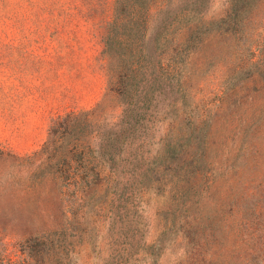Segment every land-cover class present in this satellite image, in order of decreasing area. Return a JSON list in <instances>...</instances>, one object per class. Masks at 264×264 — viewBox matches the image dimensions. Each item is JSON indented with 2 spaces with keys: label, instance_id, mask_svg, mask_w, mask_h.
<instances>
[{
  "label": "rangeland",
  "instance_id": "rangeland-1",
  "mask_svg": "<svg viewBox=\"0 0 264 264\" xmlns=\"http://www.w3.org/2000/svg\"><path fill=\"white\" fill-rule=\"evenodd\" d=\"M161 1L137 75L162 77L156 99L105 51L127 0H0V264H243L231 197L264 122V0H185L151 46ZM71 112L79 129L53 126Z\"/></svg>",
  "mask_w": 264,
  "mask_h": 264
},
{
  "label": "trees",
  "instance_id": "trees-1",
  "mask_svg": "<svg viewBox=\"0 0 264 264\" xmlns=\"http://www.w3.org/2000/svg\"><path fill=\"white\" fill-rule=\"evenodd\" d=\"M191 5V9L194 11L201 8V4L196 1ZM187 6L189 5L185 0H162L157 5L158 15L163 16L161 20L158 19V16L155 22L151 18V46L156 40L153 36L156 24L161 21L159 25L161 27L163 22L169 26L176 22L182 23V14ZM120 7L121 5H115L113 17L109 23L108 34L105 37L106 54L110 60L119 62L123 59L129 64L131 73L128 75L126 93L135 94V88L139 87L142 92L146 90L145 94H148L151 88V97L157 99L165 88L163 79L158 73L151 69V79L144 78L140 85L137 80L139 73H142L144 77L149 73L148 69L144 67L148 57L147 48L150 45V41L146 39L150 30V25L147 23L150 11L149 0H127L123 8ZM152 7L151 2V9ZM232 10L233 8H231ZM222 21H226V19L223 18ZM123 35L125 39L122 38ZM111 72L113 85L110 89L115 94H120L119 88H117L118 72L116 70ZM78 119L79 116L71 112L66 116L56 118L53 126L64 127L69 133H73L80 128L77 124ZM91 124L93 123H89V125ZM117 126L118 124L115 123L108 130L101 132L105 135L103 140L109 145L117 141L114 136V133H117L115 130L118 129ZM252 138V142L239 145L237 149L245 156L246 163L243 169L239 170L241 174L237 173L235 182L237 183L241 179L242 173L249 177L243 193L236 191L231 197L237 209L231 231L234 245L230 249V254L232 257L240 258L243 264H264V122L254 131ZM101 145L105 144L101 143ZM170 150L172 152V149ZM222 196L221 200L224 199V195ZM241 198H246V205L241 203ZM33 257L37 258V255L33 254Z\"/></svg>",
  "mask_w": 264,
  "mask_h": 264
}]
</instances>
